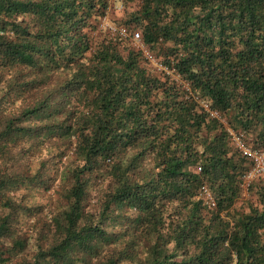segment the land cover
Segmentation results:
<instances>
[{"label": "trees", "instance_id": "obj_1", "mask_svg": "<svg viewBox=\"0 0 264 264\" xmlns=\"http://www.w3.org/2000/svg\"><path fill=\"white\" fill-rule=\"evenodd\" d=\"M120 1L0 0V264H264V0Z\"/></svg>", "mask_w": 264, "mask_h": 264}, {"label": "built area", "instance_id": "obj_2", "mask_svg": "<svg viewBox=\"0 0 264 264\" xmlns=\"http://www.w3.org/2000/svg\"><path fill=\"white\" fill-rule=\"evenodd\" d=\"M110 6V5H109ZM108 6V7H109ZM108 10V9H107ZM106 10V12H107ZM106 12L103 17L100 18L98 29L101 31H108L111 34L119 35L122 39H124L127 43L135 45L138 49L145 51V46L142 43V37L139 31L130 30L127 26L120 27H108L106 25ZM211 116L219 118V114L216 112L211 113ZM231 135V142L235 149L240 150L252 163V167L249 172L244 176V181L242 184L243 189L248 187V184L252 179L260 176H264V150L255 149L252 150L248 146H246L241 138L236 135L230 129L228 130ZM199 170V168H198ZM209 205L213 206L214 202L211 198H208Z\"/></svg>", "mask_w": 264, "mask_h": 264}, {"label": "rangeland", "instance_id": "obj_3", "mask_svg": "<svg viewBox=\"0 0 264 264\" xmlns=\"http://www.w3.org/2000/svg\"><path fill=\"white\" fill-rule=\"evenodd\" d=\"M124 5L125 4H123V5L121 4L120 0H110V6L108 7V10L106 12V25L108 27L116 28V27L122 26L121 23H119V22L122 19L123 14H120V12H121V10H124ZM125 8H126L125 10H129L130 8H132V6L126 5ZM52 151L55 152V149L53 148ZM41 154L42 155H48V152L46 149H42ZM37 163H38V161L34 162L33 167ZM61 172H62L61 170L58 172V175L55 179L53 189L49 191V194L41 196L39 198L38 202H40L41 204H48V205L51 203L53 208H58V206L61 203V202H59V198H61V190L64 187L63 186L64 183L61 181V178H60ZM258 178H260V177H258ZM262 178L264 179V177H262ZM247 197H248V195L245 194L242 200H245ZM54 211H55V209H54ZM23 238L27 239V236L23 235ZM31 242H33V241L31 240ZM28 251H29V254H33L35 251V246L33 245V247L28 249Z\"/></svg>", "mask_w": 264, "mask_h": 264}, {"label": "clouds", "instance_id": "obj_4", "mask_svg": "<svg viewBox=\"0 0 264 264\" xmlns=\"http://www.w3.org/2000/svg\"><path fill=\"white\" fill-rule=\"evenodd\" d=\"M260 177H264V176H260ZM257 178V177H256ZM255 179V178H254Z\"/></svg>", "mask_w": 264, "mask_h": 264}]
</instances>
